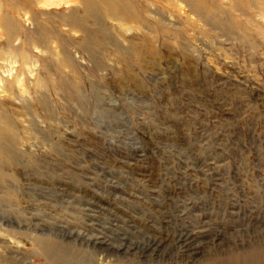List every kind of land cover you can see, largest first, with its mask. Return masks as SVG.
<instances>
[{
	"label": "rangeland",
	"instance_id": "rangeland-1",
	"mask_svg": "<svg viewBox=\"0 0 264 264\" xmlns=\"http://www.w3.org/2000/svg\"><path fill=\"white\" fill-rule=\"evenodd\" d=\"M46 1L0 0V264H264V0Z\"/></svg>",
	"mask_w": 264,
	"mask_h": 264
},
{
	"label": "bare ground",
	"instance_id": "bare-ground-1",
	"mask_svg": "<svg viewBox=\"0 0 264 264\" xmlns=\"http://www.w3.org/2000/svg\"><path fill=\"white\" fill-rule=\"evenodd\" d=\"M51 0H47L46 3H50ZM107 5H111L110 2L107 1ZM91 8V0H84V10Z\"/></svg>",
	"mask_w": 264,
	"mask_h": 264
}]
</instances>
